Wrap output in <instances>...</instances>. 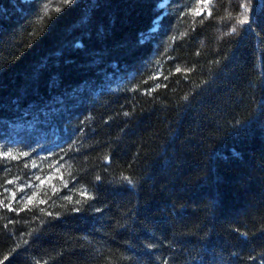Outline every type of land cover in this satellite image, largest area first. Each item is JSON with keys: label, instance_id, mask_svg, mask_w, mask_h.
<instances>
[{"label": "trees", "instance_id": "obj_1", "mask_svg": "<svg viewBox=\"0 0 264 264\" xmlns=\"http://www.w3.org/2000/svg\"><path fill=\"white\" fill-rule=\"evenodd\" d=\"M0 202V264H264V0H0Z\"/></svg>", "mask_w": 264, "mask_h": 264}, {"label": "snow or ice", "instance_id": "obj_2", "mask_svg": "<svg viewBox=\"0 0 264 264\" xmlns=\"http://www.w3.org/2000/svg\"><path fill=\"white\" fill-rule=\"evenodd\" d=\"M66 2H67V3H70L71 0H66ZM204 3H205V6H207L208 3H211V0H204ZM243 7H244L245 10L247 11L248 5L245 4V5H243ZM196 14H197V15H200L201 13L198 11V12H196ZM238 23L241 24V25L249 24V23H250L249 17H247V16L245 15L244 18H242V19H240V20L238 21ZM233 31L235 32L236 29L233 28ZM177 71L179 72V71H181V70H180L179 68H177ZM165 78H166V77H165ZM7 155H11V154L8 153ZM25 155H27V154L25 153ZM9 183H11V181H9ZM0 203H2V202H0Z\"/></svg>", "mask_w": 264, "mask_h": 264}]
</instances>
